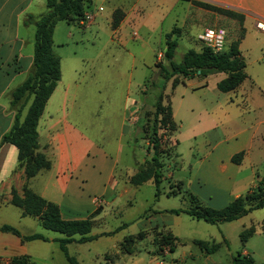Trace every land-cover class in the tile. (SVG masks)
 <instances>
[{
	"label": "crops",
	"instance_id": "1",
	"mask_svg": "<svg viewBox=\"0 0 264 264\" xmlns=\"http://www.w3.org/2000/svg\"><path fill=\"white\" fill-rule=\"evenodd\" d=\"M34 1L18 0L16 5L19 10L15 20L13 36L9 37L6 35L2 40V49H4L0 53L2 66L8 62L11 56L9 52L13 49L12 47L15 46L17 50L15 54L16 69L13 70L12 74L3 71L7 79L2 90H8L13 81L17 79L20 80L16 84L18 85L32 69L34 24H24L23 20L27 15H31L35 20L47 10L46 8L45 11H32L31 6ZM90 1L86 0L85 3H90ZM111 1L114 3L111 7V17L109 19L111 28L110 40L117 42L121 46L128 45L137 38L138 33L136 31L132 32L130 27L136 24L138 13H142L147 7L151 9V16L161 15L163 21L168 20L167 27L164 30L162 28L159 29L160 34L165 35L171 32L172 28H178L171 35L176 41L181 34L187 33V29L192 24L202 19L207 20L208 25H205L201 30L207 27H223L210 25V23L224 22L230 25L232 27L231 30L223 27L226 30L227 43L242 34L238 48L245 63L246 77L235 89L223 92L217 88V82L226 76L224 72L188 77L179 76L178 83L173 87L171 85L172 79L168 81H170L172 90L179 83H182L185 86L184 92L198 93L197 95L200 99L194 105H190V112H194V108L199 109V112L195 113L194 119L196 117L197 122L201 121L202 126L206 124V121H209V124L205 127L203 126L199 131L201 136H203L202 143L207 144L208 147L201 158V165L206 171L197 177L199 179L198 182L206 183L207 180L216 182L219 187L216 195L221 204L230 202L233 198L250 192L260 181H263L264 185V88L259 85L261 73H264V70L260 68L264 66V32L258 31L255 27L256 21H264V0H196L232 10L241 15V20L204 8L194 3V0ZM38 2H41V0ZM99 7L102 8V6ZM116 9H119L122 14L118 25L112 28L111 21L113 12ZM154 27L157 26L154 25ZM55 28L56 24L52 32V50L60 59V79L46 100L36 124L39 150L44 152L50 159V167L47 170L42 169L30 177L27 180V184L41 197L57 204L63 219H77L86 217L97 206H100L102 211L106 206L112 204L117 195H121L128 188H123L121 184L120 189H115L116 181L113 173L117 161L108 156L101 148V145L92 141L90 135H87L76 123L67 117L70 111L66 108L68 89L63 82V64H65L64 61L68 62L72 59L84 58H79L74 52L69 53L67 48H63V45L58 43ZM21 29H25L26 39L20 35ZM29 38L32 39L30 46ZM197 41L199 50L202 43L198 39ZM6 52L8 53L6 54ZM71 81L74 82V79L72 80L71 78ZM209 91L213 92L214 101L206 99L205 96ZM8 92L6 102L0 103V112L7 119L4 129L0 132V139L13 121L14 111L10 107ZM129 111L132 110H129L126 106L121 110V117L119 118L121 131H124L126 127L125 122H128V124L133 123L131 118H134V113ZM130 115L133 116L131 117ZM175 115L176 111L172 108L174 120ZM207 135L210 138H207ZM239 151H243L241 160L239 162L232 161V156ZM130 175L125 173V178L127 176L128 179ZM35 179L38 180L36 182L39 183L38 187H34L33 182ZM24 182V170L19 165L16 147L9 142L0 143V225H12L17 228L20 235L38 232L48 238L47 240H23L12 232L0 230V264H10L11 258L19 255H26L37 264L44 262L46 258L51 259L54 264H68L57 240L63 234L57 231H55L56 234L50 233L49 231L52 230L43 228L37 217L23 215L21 208L18 206L19 210H3L6 206L2 203L12 204L10 202L11 188H15L20 194ZM179 182H181V189L188 193V190L183 187L184 183L182 181ZM82 185L83 187H81ZM165 210L153 209L145 216V220L150 225L139 230L170 231L175 235L172 232V226L177 222V217L180 213L174 214ZM3 211H8L10 215ZM248 213L224 222H233L236 225L240 223L241 226L243 223L239 221ZM169 217H171L170 221ZM94 220L96 219L94 218ZM259 221V227L255 228L252 235L243 244L240 242L241 251L238 252L235 249H231L228 252L230 255L228 264H231L233 252L249 255L254 259L255 263L264 262V217ZM244 227H247V225L240 227L239 232ZM102 232H108V230L89 234H100ZM175 236L178 237L177 235ZM226 238L227 236L220 241H215L214 239L204 240L220 242L221 247L222 244H227ZM72 243L76 244L77 242ZM181 243L182 240L178 244ZM69 244H67V249ZM115 251H117V248ZM199 251L204 255L211 254L205 253L200 249ZM79 253L81 254L82 252L79 250ZM161 254L165 253L161 252ZM188 255L190 254L182 251L180 257L186 258ZM207 262L210 261L208 260ZM211 264L220 263L211 261Z\"/></svg>",
	"mask_w": 264,
	"mask_h": 264
},
{
	"label": "rangeland",
	"instance_id": "2",
	"mask_svg": "<svg viewBox=\"0 0 264 264\" xmlns=\"http://www.w3.org/2000/svg\"><path fill=\"white\" fill-rule=\"evenodd\" d=\"M4 1L6 0H0V53L4 50L3 38L6 35L13 36L19 10L16 5L18 0H7L5 3ZM38 1L35 0L32 4V11H45V0ZM113 3L111 0H91L90 3L84 4L86 12L95 15L91 24L81 26L77 22L58 21L55 30L56 39L63 48H67L69 53H76L79 58H84L64 61L63 64V82L68 89L66 108L70 111L67 117L90 135L92 141L101 145L108 156L117 161L113 173L116 181L115 189H120L121 184L123 188H128L94 217L96 220L89 233L112 231L122 223L127 224L123 229L108 236L101 235L83 244L70 243L68 250L78 264H211V261L228 264L230 256L228 252L231 249L241 251L238 238L240 227L254 224V227L258 228L259 220L264 217V206L253 209L243 216L239 221L243 223L241 226L240 223L236 225L233 222L211 224L180 213L177 222L172 226V232L182 240V243L177 244L173 252H169L167 246L163 250L157 249L153 243L156 234L154 230H145L144 237L135 241L132 254H125L118 247V242L125 235L135 234L139 229L150 225L145 220V216L153 209L187 208L191 204L189 194L194 195L202 205L212 208H222L229 202L221 204L217 199L216 193L219 187L216 182L207 180L204 183L198 182L197 179L206 171L201 165V158L208 147L207 144L202 143L203 136L199 131L209 124V121H206L202 126L201 121L197 122L196 117L194 119L195 113L199 112L198 108L192 107L195 110L190 112V105H194L200 99L198 93L184 92L185 86L182 83L172 90L170 81L165 83L163 89L161 88L163 78L159 75V64L167 62L158 55L165 48V35L160 34L159 29L164 30L168 20L163 21L161 15L151 16V9L145 8V11L138 13L136 24L130 27L132 32L138 33L137 38L128 45L121 46L110 40L109 19ZM99 6H102V10H98ZM205 25H208L207 20L197 21L187 29L186 34H181L177 38L173 56L176 62L180 61L186 50L190 48L198 50L196 35ZM210 25L232 29L224 22L210 23ZM20 35L27 38L25 29H21ZM28 40L30 46L32 39ZM12 48L8 62L2 66L0 61V103L6 102L7 92L20 81L18 79L13 81L8 90H2L7 79L3 71L12 74L17 65L15 61L17 50L15 46ZM260 68L264 70V66ZM259 85L264 88V73H261ZM160 92L164 94V101L168 99L173 110L176 111L175 121L178 126L173 133H168L162 128L158 129V134L162 137L159 158L163 163L161 167L163 176L158 184L159 194L156 196L153 181L132 185L127 176L125 178V173L132 174L139 164L151 158L152 149L149 148L151 117L146 114L152 113L153 104ZM212 93L209 91L205 96L209 101H214ZM124 105L132 110L129 112L134 113V118H131L133 121L131 124L125 122L126 127L121 131L119 118L121 110L125 108ZM6 123L7 119L0 112V132ZM207 138L210 137L207 135ZM261 172L263 173L262 168ZM179 181L184 183L183 187L188 193L181 189V192L175 195H167L168 190H177L176 186L172 188L170 186L178 184ZM36 182L38 180L35 179L34 187L39 185ZM2 204L6 206L3 210H19L15 205ZM3 212L10 215L8 211ZM49 232L56 234L55 231ZM225 236H227V244H222L218 250L209 255L202 254L192 243L193 238L220 241ZM160 251L165 254H161ZM182 251L190 255L182 258L180 257ZM233 255L236 253L233 252ZM208 260L210 262H207ZM40 264H54V262L46 258Z\"/></svg>",
	"mask_w": 264,
	"mask_h": 264
},
{
	"label": "trees",
	"instance_id": "3",
	"mask_svg": "<svg viewBox=\"0 0 264 264\" xmlns=\"http://www.w3.org/2000/svg\"><path fill=\"white\" fill-rule=\"evenodd\" d=\"M85 2L86 0H45L47 10L44 13L35 20L31 15H27L23 20L24 24H34L32 69L24 80L9 92L10 107L14 111L13 121L0 139V143L9 142L16 147L19 165L23 167L25 176L20 194L15 188H11L10 202L20 207L23 215L37 217L43 228L63 234L57 240L68 264H78L76 258L68 252V243H82L95 239L99 235H110L126 225V223H122L112 231L89 234L94 223V217L101 211L100 206H97L84 218L63 219L57 204L44 199L27 184L30 177L40 170L50 167V159L44 152L39 150L36 124L46 100L60 79V59L52 50L53 28L61 20L77 22L85 13ZM194 3L241 20V15L232 10L202 1L194 0ZM121 14L122 12L119 9L114 10L111 21L112 28L118 25ZM177 30L178 28L174 27L171 32L165 34V49L162 56L167 63L159 64V75L163 78L162 89L169 79H172V87L175 86L179 81V76L188 77L197 74L207 75L214 72H224L226 76L217 82V88L223 92L235 89L245 79V63L238 48L242 34L235 40H231L225 49L221 51L214 52L209 47L202 45L199 50L193 48L186 50L180 61L176 62L173 56L177 41L171 35ZM163 95V92L157 95L152 113L146 114L151 117L149 135V148L152 149L151 158L139 164L136 171L128 178L129 183L132 185H141L148 180H152L155 183L156 196L159 194L158 184L163 176L161 173L163 163L159 158L162 137L158 134V129L162 128L168 133H173L177 128L176 121L172 116L171 104L168 99L164 101ZM242 155L243 151H239L232 156L231 160L239 162ZM173 186H176L177 190L170 189L166 192L167 195L181 192V182L170 186V188ZM189 195L191 204L187 208H170L165 211L174 214L186 213L195 219H202L208 223H218L231 221L253 209L264 206L263 181H260L250 192L233 198L228 204L219 209L202 205L194 195ZM0 230L12 232L23 240L48 239L38 232L20 235L17 228L9 224L0 225ZM254 231V225L241 229L239 232L240 242L243 244ZM145 232V230H139L135 234L125 235L118 242L120 251L125 254H132L135 241L142 239ZM223 241L225 242V240ZM179 242L180 239L170 231H156L153 237V243L158 250H163L167 246L169 251H173ZM192 243L205 253L216 251L221 244L220 242L198 238L192 239ZM10 264L37 263L26 255H19L12 257ZM231 264H264V262L255 263L249 255L236 254L232 256Z\"/></svg>",
	"mask_w": 264,
	"mask_h": 264
},
{
	"label": "built area",
	"instance_id": "4",
	"mask_svg": "<svg viewBox=\"0 0 264 264\" xmlns=\"http://www.w3.org/2000/svg\"><path fill=\"white\" fill-rule=\"evenodd\" d=\"M102 9L101 7L98 8V10ZM94 14L91 12H85L81 18L78 19L77 23L79 25H87L90 24V22L93 20ZM255 27L258 31L264 32V21L258 20L255 22ZM208 29H212L214 31V35L211 37H208L207 31ZM135 35V33H134ZM196 38L202 43V45L209 47L212 51L218 52L227 46L226 41V30L223 27H207L201 30ZM160 57L162 56V53H158Z\"/></svg>",
	"mask_w": 264,
	"mask_h": 264
},
{
	"label": "clouds",
	"instance_id": "5",
	"mask_svg": "<svg viewBox=\"0 0 264 264\" xmlns=\"http://www.w3.org/2000/svg\"><path fill=\"white\" fill-rule=\"evenodd\" d=\"M215 33H214V31L212 30V29H208V31H207V35H208V37H211V36H213Z\"/></svg>",
	"mask_w": 264,
	"mask_h": 264
}]
</instances>
